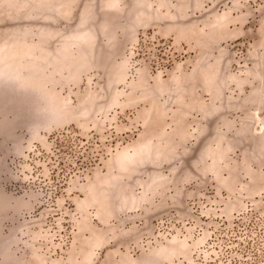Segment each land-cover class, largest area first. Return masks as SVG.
Segmentation results:
<instances>
[{
	"label": "rangeland",
	"instance_id": "rangeland-1",
	"mask_svg": "<svg viewBox=\"0 0 264 264\" xmlns=\"http://www.w3.org/2000/svg\"><path fill=\"white\" fill-rule=\"evenodd\" d=\"M0 264H264V0H0Z\"/></svg>",
	"mask_w": 264,
	"mask_h": 264
}]
</instances>
